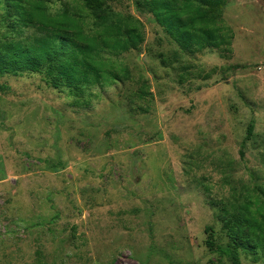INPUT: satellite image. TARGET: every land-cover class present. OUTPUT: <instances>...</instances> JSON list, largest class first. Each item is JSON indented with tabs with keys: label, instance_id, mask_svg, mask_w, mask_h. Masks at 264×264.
<instances>
[{
	"label": "rangeland",
	"instance_id": "rangeland-1",
	"mask_svg": "<svg viewBox=\"0 0 264 264\" xmlns=\"http://www.w3.org/2000/svg\"><path fill=\"white\" fill-rule=\"evenodd\" d=\"M108 7L144 26L106 54L128 78L75 94L0 73V264H231V216L264 200V0H227L230 46L195 53L138 0Z\"/></svg>",
	"mask_w": 264,
	"mask_h": 264
},
{
	"label": "trees",
	"instance_id": "trees-1",
	"mask_svg": "<svg viewBox=\"0 0 264 264\" xmlns=\"http://www.w3.org/2000/svg\"><path fill=\"white\" fill-rule=\"evenodd\" d=\"M50 0H3L0 73L45 72L55 88L75 94L83 88L128 78V69L109 60L144 42L143 23L129 13L111 10L115 0H72L49 9ZM155 22L188 53L225 50L232 31L222 8L227 0H138ZM92 18L93 28H89ZM252 132L249 123L246 137ZM243 152L240 150V155ZM244 204L231 216L229 242L217 252L240 264L238 250L264 249V200Z\"/></svg>",
	"mask_w": 264,
	"mask_h": 264
}]
</instances>
